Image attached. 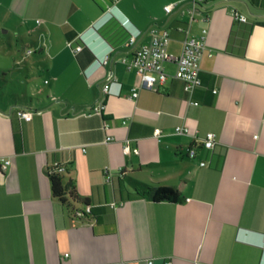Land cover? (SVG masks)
<instances>
[{"label": "crops", "instance_id": "1", "mask_svg": "<svg viewBox=\"0 0 264 264\" xmlns=\"http://www.w3.org/2000/svg\"><path fill=\"white\" fill-rule=\"evenodd\" d=\"M190 6L12 0L19 32L38 33L52 85L46 99L0 106V160L10 159L0 170V264H264V0H205L193 21ZM153 28L170 31L175 56L187 35L208 28L202 85L191 96L171 61L154 89L128 67ZM101 104L102 114L91 111ZM177 126L191 134H177ZM208 133L212 149L201 146ZM127 141L138 153L125 154ZM50 172L74 180L97 208L92 221L74 220L54 199ZM147 185L174 189L182 200L152 202Z\"/></svg>", "mask_w": 264, "mask_h": 264}, {"label": "built area", "instance_id": "2", "mask_svg": "<svg viewBox=\"0 0 264 264\" xmlns=\"http://www.w3.org/2000/svg\"><path fill=\"white\" fill-rule=\"evenodd\" d=\"M117 1V0H114ZM204 0H191V6L189 8V14L192 21L195 18V15L198 14L201 10V5ZM175 4H169L165 6V11L167 13L172 12ZM234 17L236 20L243 22L247 21V18L243 15H240L235 11ZM209 18H206L208 21ZM180 30H183L185 33L189 34V27H179ZM209 30L208 28L201 29L200 35L198 37H191L187 35L184 42L183 48L180 55H170L167 51L169 42L171 40V33L169 30H163L159 28H153L150 32V41L147 44L142 45L134 52L132 60L127 63L129 68L135 67L137 74L141 77L143 87L147 89H154L156 84H163L168 75L164 71V63L166 61H171L176 64V71L173 77L177 80H180L184 83L185 91L190 94V96L195 92V90L202 85V80L200 77V60L203 56L204 51L207 48V38ZM135 34H131L128 44L132 45L135 43L136 39ZM68 45L72 47V42H69ZM76 51L79 52L83 49L82 46H77ZM99 66L108 64L109 57H105L103 61L97 60ZM104 92L112 94L111 85H106L104 87ZM217 91L214 90V93ZM139 96L137 89H134L132 92V98L135 99ZM194 105H198V102H192ZM105 109V105H97L92 108V112L95 114H102ZM19 115L22 119L30 121L32 119L33 113L25 110H20ZM105 128H109V125L106 123ZM175 132L177 134L190 135L191 130L186 126H177ZM155 136L161 134V130L157 128L155 130ZM112 140V137L107 139V142ZM216 145L215 135L213 133H208L201 140V146L206 149H212ZM125 154H130L131 152L138 153V149H133L129 142L124 146ZM188 155L191 158H195L197 155V145L189 149ZM10 165L9 158H2L0 160V170H6ZM202 166H205L206 163L202 162ZM112 176L107 174L106 180L110 181ZM81 215V213H78ZM69 254H66L68 257ZM145 264H154L153 259L147 260Z\"/></svg>", "mask_w": 264, "mask_h": 264}, {"label": "rangeland", "instance_id": "3", "mask_svg": "<svg viewBox=\"0 0 264 264\" xmlns=\"http://www.w3.org/2000/svg\"><path fill=\"white\" fill-rule=\"evenodd\" d=\"M11 9L12 0H0V106L46 99L52 85V78L39 62L44 52L34 44L38 33L19 32ZM40 89L45 91L40 93Z\"/></svg>", "mask_w": 264, "mask_h": 264}, {"label": "trees", "instance_id": "4", "mask_svg": "<svg viewBox=\"0 0 264 264\" xmlns=\"http://www.w3.org/2000/svg\"><path fill=\"white\" fill-rule=\"evenodd\" d=\"M179 27H181V25L176 23L174 25V30L183 32ZM28 102L29 101H23L18 104L28 106ZM49 178L54 199L68 208L73 219L83 222L92 221L97 212V208L93 207L87 198L81 196L74 180L71 178L65 180L61 174L56 172H50ZM145 194L155 203L178 202L182 200V197L176 190L162 186L147 185ZM78 213H81V215Z\"/></svg>", "mask_w": 264, "mask_h": 264}]
</instances>
